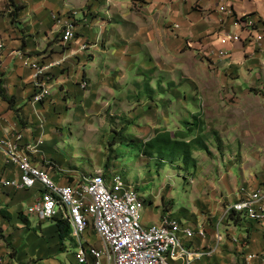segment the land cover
Wrapping results in <instances>:
<instances>
[{
    "label": "crops",
    "instance_id": "0c3cea01",
    "mask_svg": "<svg viewBox=\"0 0 264 264\" xmlns=\"http://www.w3.org/2000/svg\"><path fill=\"white\" fill-rule=\"evenodd\" d=\"M221 4L222 0H0V37L4 42L0 139L21 134L25 148L41 142L39 153L30 154V160L47 169L56 182L64 183L46 167L56 166L46 154L63 138L66 127L86 122L90 115L85 108L106 102L103 92L108 94L109 105L126 96L132 100L131 92L126 95L123 89L147 76L152 93V84L160 82L153 75L156 66L169 73L172 65L182 63V68L189 67L186 71L196 77L204 68L201 58L208 57L213 61V73L225 78L210 86L225 89L228 102L227 131L221 140L229 141L228 147L242 154L238 161L226 162L227 173L220 166L216 192L222 197L226 187L233 204L242 186L264 187V41L256 39L264 33V0H230L235 18L224 15ZM72 12L76 13L75 39L64 42L52 15L72 17ZM245 17L257 22L254 30L235 25V19ZM227 33L239 34L241 41L226 46V58L216 57L222 48L220 38ZM33 62L57 64L46 80L51 95L37 104L33 103L37 91ZM184 124L188 122H182V131ZM249 153L255 154L253 162ZM18 177V171L6 166L0 153V234L5 238L0 239V264H77L75 241L71 237L61 245L56 222L35 217L39 226L34 229L29 221L27 211L41 197V187L20 192L3 187L4 181ZM190 213L182 212V221L196 229L206 228L209 237L188 243L198 249H215L212 257L194 264H226L221 248L234 245L227 246L229 235L236 236L235 223L240 219L228 218L229 224L221 219L212 224L208 220L190 222ZM244 227L253 261L264 264V223ZM217 236L221 240L217 241ZM5 241L15 250V257ZM68 241L73 249L67 246ZM25 243L32 252L24 251Z\"/></svg>",
    "mask_w": 264,
    "mask_h": 264
},
{
    "label": "rangeland",
    "instance_id": "374dc122",
    "mask_svg": "<svg viewBox=\"0 0 264 264\" xmlns=\"http://www.w3.org/2000/svg\"><path fill=\"white\" fill-rule=\"evenodd\" d=\"M65 17L52 15L61 33L62 27L58 21ZM201 59L204 68L200 67L196 77L186 71L189 67L182 68V63L172 65L173 71L169 73L159 71V65L156 66L159 72L153 75L160 82L158 85L156 82L152 84V93L147 76L140 83L132 82L123 89L126 95L131 92L132 100L126 96L109 105L108 94L103 92L106 102L101 105L92 103L91 108H85V113L90 115L86 119L87 124L82 121L66 127L63 138L46 154L56 163L55 167L50 165L48 168L69 184L93 176L98 171H103L108 180L115 174H121L138 190L144 203V226L157 223L165 215H172L185 222L182 221V212H191L188 218L190 222L202 223V220H208L212 224L214 220L217 222L221 219L223 224H229V216H224L232 204L226 187L222 189L225 192L220 191L222 197L219 191L216 192L218 182L221 181L218 173L220 166L227 173L226 164L238 161L242 154L230 149L227 145L229 141H222V135L227 131L228 102L225 89L214 90L210 86L225 78L213 73L214 69L210 67L213 61L208 57ZM187 102L188 106H185ZM182 122H188L184 124V131ZM166 132L178 139L184 138L187 143L191 142V149L182 150V153L177 151L172 155L170 152L159 153L156 149L146 147L147 142ZM249 155L253 162L255 154ZM213 214L217 216L213 217ZM34 219V216H30L29 221L35 229L39 222ZM235 224H238V229L235 228L236 236L229 235L227 246H231L230 243L234 245L231 249L224 247L226 251L221 248V253L226 264H247L246 257L250 254L249 235L243 236L241 226L249 227L251 223L240 220ZM0 239L5 240L1 234ZM85 239L92 246L98 245L91 229L87 231ZM68 242L69 249H73L71 242ZM5 244L15 257L12 246L6 241ZM31 250L28 243H25L24 251L30 253ZM250 264L263 262L253 261Z\"/></svg>",
    "mask_w": 264,
    "mask_h": 264
},
{
    "label": "built area",
    "instance_id": "2783aa9c",
    "mask_svg": "<svg viewBox=\"0 0 264 264\" xmlns=\"http://www.w3.org/2000/svg\"><path fill=\"white\" fill-rule=\"evenodd\" d=\"M219 9L227 17L235 18L230 0H222ZM75 15L74 12L72 17L58 21L64 42L75 39ZM235 25L254 30L257 22L252 17H245L235 19ZM256 39L262 43L264 33ZM240 41L239 34H224L220 38L222 48L215 56L226 58L229 54L226 46ZM3 51L4 42L0 37V72ZM30 65L34 70L37 89L33 103H42L51 95L46 80L50 69L57 64L40 66L33 62ZM82 87L86 88L87 83L83 82ZM40 145L42 143L38 142L36 146L25 148L21 134L0 139V153L5 165L19 173L18 178L4 181L3 187L15 192L41 187V197L29 208L27 215L40 221L60 219L65 222L77 247V264H194L215 253L214 248L198 249L188 243L196 237L207 239L206 229L202 226L194 229L172 215H165L158 223L144 226V203L138 190L121 174H115L108 180L103 171H98L72 184L56 182L47 169L38 168L30 160V154L39 153ZM231 214L248 224L264 223V187L242 186L237 200L224 217ZM90 229L96 235L99 246L89 245L85 241ZM216 240L221 238L217 236ZM254 258L253 254L247 255V264Z\"/></svg>",
    "mask_w": 264,
    "mask_h": 264
},
{
    "label": "trees",
    "instance_id": "16d2710c",
    "mask_svg": "<svg viewBox=\"0 0 264 264\" xmlns=\"http://www.w3.org/2000/svg\"><path fill=\"white\" fill-rule=\"evenodd\" d=\"M191 142L187 143L184 138L178 139V137L173 136L171 133L166 132L163 133L149 142L146 143V147L148 149H156L159 153L163 152H170L172 155L177 151L182 153V150H190L191 149ZM203 148L206 149L205 145L203 144ZM234 215L231 214L229 218L233 217ZM57 224L58 229V236L60 244L63 245L65 241L71 238V229L70 227L60 219L53 220ZM62 251V249H61Z\"/></svg>",
    "mask_w": 264,
    "mask_h": 264
}]
</instances>
